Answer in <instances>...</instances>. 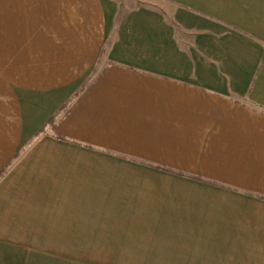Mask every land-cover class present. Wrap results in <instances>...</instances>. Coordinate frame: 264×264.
Here are the masks:
<instances>
[{
    "label": "crops",
    "instance_id": "crops-1",
    "mask_svg": "<svg viewBox=\"0 0 264 264\" xmlns=\"http://www.w3.org/2000/svg\"><path fill=\"white\" fill-rule=\"evenodd\" d=\"M0 264H264V0H0Z\"/></svg>",
    "mask_w": 264,
    "mask_h": 264
}]
</instances>
